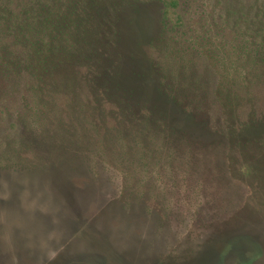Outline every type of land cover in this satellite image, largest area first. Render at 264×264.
Listing matches in <instances>:
<instances>
[{
  "label": "rangeland",
  "instance_id": "1",
  "mask_svg": "<svg viewBox=\"0 0 264 264\" xmlns=\"http://www.w3.org/2000/svg\"><path fill=\"white\" fill-rule=\"evenodd\" d=\"M119 1L0 0V264H264V0Z\"/></svg>",
  "mask_w": 264,
  "mask_h": 264
},
{
  "label": "trees",
  "instance_id": "2",
  "mask_svg": "<svg viewBox=\"0 0 264 264\" xmlns=\"http://www.w3.org/2000/svg\"><path fill=\"white\" fill-rule=\"evenodd\" d=\"M50 1H52V5L40 7L39 13L44 16L42 25L45 29L49 30L51 34L60 35L61 37L66 36L65 41L69 43L66 49L61 46H58L59 49L55 47L54 49H56V52L54 56L59 57L58 54H68L70 49L75 50L76 47L74 45L78 44V42L89 45L90 41H88L86 37L87 35L89 36L91 32L95 34L99 29V17H93L85 6H82V9L78 11L77 7L82 5L83 0H66L64 2H59V0ZM134 1L136 2V0L119 1V3L112 6L110 10H106L107 17L103 16V21L107 23V20L112 16L113 22V18L118 17V14L124 11L126 7L131 8L132 5H135ZM84 4H87V2L85 1ZM62 5H66V7L63 9ZM60 8H62L64 12L60 11ZM103 21L101 20L102 25L104 24ZM52 44V42L48 43V45ZM91 45L95 46L93 42ZM78 48L82 49L80 47Z\"/></svg>",
  "mask_w": 264,
  "mask_h": 264
},
{
  "label": "flooded vegetation",
  "instance_id": "3",
  "mask_svg": "<svg viewBox=\"0 0 264 264\" xmlns=\"http://www.w3.org/2000/svg\"><path fill=\"white\" fill-rule=\"evenodd\" d=\"M58 263V259H57V262H55L54 264H57Z\"/></svg>",
  "mask_w": 264,
  "mask_h": 264
}]
</instances>
